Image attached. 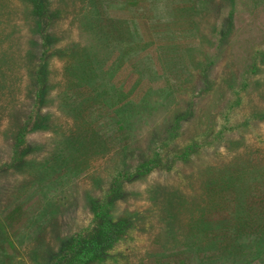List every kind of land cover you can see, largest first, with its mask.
<instances>
[{"label":"rangeland","instance_id":"1","mask_svg":"<svg viewBox=\"0 0 264 264\" xmlns=\"http://www.w3.org/2000/svg\"><path fill=\"white\" fill-rule=\"evenodd\" d=\"M39 1L0 0V264H67L108 202L90 264H264V0Z\"/></svg>","mask_w":264,"mask_h":264},{"label":"trees","instance_id":"2","mask_svg":"<svg viewBox=\"0 0 264 264\" xmlns=\"http://www.w3.org/2000/svg\"><path fill=\"white\" fill-rule=\"evenodd\" d=\"M95 1H96L98 15H100L101 17H104V18H100L101 21L103 20L105 22H113L114 20H120V18H116L114 15H111L113 13L114 8H115V11H117L116 9H118V6H116L115 4L107 5L104 2V0H95ZM37 3H38L37 4L38 11H40L39 13L41 15V18L46 16L48 20V25H49V22H51V20L53 19L51 12H50L51 9L44 7V4H46L45 2L43 3L38 0ZM85 4L86 5H82L79 8L78 12L76 13V15L82 19L83 17L87 18L90 13V10H89L90 8H88L87 3ZM134 4H138V2H130L124 6V7H127V12L130 13L129 15L131 16H135L137 12V7L130 6ZM83 10L85 11L83 12ZM145 20H146L145 22L148 24V26L146 25L145 26L149 30L150 21L156 20V19H154L153 17L150 18V16H147ZM81 25L82 26L80 28V35H82L83 44L80 45L81 41L80 42L77 41L72 44L73 47L76 46L78 48V51L81 52L80 57H79V54H75V61L72 62L75 68H79L77 65L80 64L79 61L82 59V57H84L83 49L85 47L84 44L86 42L87 36H88L89 43H95L96 41L100 42L102 40L100 38V35L99 37H97L98 33L96 32V30H94L93 27H91L90 25H85V24H81ZM69 26H70V29L74 28L73 24H70ZM135 27L139 28V26H135ZM139 29L138 30L132 29V31L135 32L137 36V40L143 44L142 46H144V44H147V42L144 41L143 35L141 34V31ZM149 32L152 33V31L150 30ZM52 39H53V36H52ZM47 41L49 42V40ZM94 57H98V56L94 55ZM174 81H176V79ZM95 96L102 97V93H97L95 94ZM141 104H143V101L141 102ZM138 106H141V105L139 104ZM92 130L94 132V135L95 134L99 135L104 140V138L100 135L99 131L95 130V128H93ZM23 137H24V133L22 132V136L19 138L20 141L23 140ZM92 138L95 140V143L98 142L94 138V136H92ZM73 147L75 146L73 145ZM83 150H85V148H83ZM83 153L84 151H82V154ZM69 158H71V163H73L72 159L77 158V156L74 154L67 155V159ZM154 166H156V163H154L153 161L151 162L148 161L142 164L140 167H138V171L140 174L146 171L149 172L152 170ZM95 206H96V211H95L96 221H98L97 227L91 232V234H89L87 238L82 239V238L77 237V239H74L75 242L71 244V253L73 255L71 256L67 264H90L93 261L105 259L106 255L108 254V249L112 247V245L121 237V235L126 230L127 222L124 219H114L112 215L107 211V209L110 208V206H112V203H109V202L104 203V204L96 203ZM11 217H13V215H11ZM55 264H59V260Z\"/></svg>","mask_w":264,"mask_h":264}]
</instances>
